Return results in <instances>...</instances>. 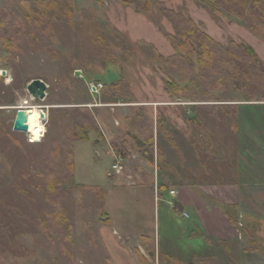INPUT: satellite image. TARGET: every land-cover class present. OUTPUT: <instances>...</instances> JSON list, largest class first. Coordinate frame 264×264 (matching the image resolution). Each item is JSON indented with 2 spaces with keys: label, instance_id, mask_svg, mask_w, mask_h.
<instances>
[{
  "label": "rangeland",
  "instance_id": "1",
  "mask_svg": "<svg viewBox=\"0 0 264 264\" xmlns=\"http://www.w3.org/2000/svg\"><path fill=\"white\" fill-rule=\"evenodd\" d=\"M155 1L201 25L222 55L231 42L246 43L264 66V41L247 28V18L208 10L199 0ZM58 2L56 16L52 10L46 18L31 19L20 5L8 12L7 0H0V264H264V226L248 221L250 227H243L244 231H237L230 240L200 231L197 235L201 236L192 232L187 236L192 220L164 203L157 207V241L160 248L168 247L175 255L166 250L147 262L149 255L141 238H118L117 248L106 244L104 234L108 226L111 228L104 215L106 186L110 179L121 184V176L123 182L140 181L136 173L146 161L134 141L127 139L131 130L127 119L142 116L148 132L158 135L161 148L171 149V159L178 158L181 141L175 146L168 143L166 128H176L167 119L199 120L195 144L203 166L197 175L203 193L208 194L209 183L215 179L209 160L216 156L210 129L239 133L244 118L246 128H257L252 123L264 117V89L251 84L237 88L232 83L217 88L213 81L209 86L201 82L200 88L189 86L190 98L173 102L165 82L176 80L182 87L188 85L178 68L165 63L175 54L160 30L174 34L166 18L154 22L118 0H73L69 17L63 14L69 2ZM6 38L13 39L16 49L4 46ZM154 49L162 60L156 58ZM77 71L81 72L79 77L75 76ZM34 80L47 84L45 100L29 93L28 86ZM172 103L193 105L181 109L168 106ZM29 107H39L44 117L35 139L31 127L28 133L13 130L19 109ZM82 107L92 111L105 140L91 133L89 140L75 141L71 150L75 127L87 115ZM114 141L127 153L125 161L119 162L122 158L112 154ZM55 144L71 150L74 156L75 176L52 195L61 200L69 215L71 238L65 243L72 256L61 250L54 228L48 231L42 223L53 206L36 172L45 170ZM117 163L119 169L115 171ZM248 222L239 216L238 227ZM136 246L144 250L139 254L142 260Z\"/></svg>",
  "mask_w": 264,
  "mask_h": 264
},
{
  "label": "crops",
  "instance_id": "2",
  "mask_svg": "<svg viewBox=\"0 0 264 264\" xmlns=\"http://www.w3.org/2000/svg\"><path fill=\"white\" fill-rule=\"evenodd\" d=\"M192 105L172 103L168 106L187 109ZM167 122L174 124L176 128L173 129L175 131L167 128L174 135L175 144L181 141V148L177 151L178 158L171 159V149L168 146L170 151L161 148L158 135L152 133V153L155 161L153 165L144 162L143 169L139 170L145 175L138 170L136 174L141 182H123L124 176H121V184L118 185V179H110L105 192V212L111 225L104 234L106 244L110 248H117L118 238L131 240L149 237L157 244L156 258L166 250L170 256L175 255V251L168 247L160 248L157 241V207L162 203L173 206V210L176 208L175 212L178 211L182 217L192 220L186 229L187 236L190 235L189 232L197 235V231H200L214 238H234L237 230L230 223L223 206H235L243 221H255L261 227L264 226V117L252 123L258 125L252 130L244 126V118L239 133L228 130L223 133L217 128L210 129V139L216 156L209 160V165L215 179L210 181V192L205 193L206 195L202 191L201 177L197 175H201L203 166L195 144V130L200 126V121L196 118L177 117L169 118ZM168 140L172 146L170 137ZM221 144L224 148L219 147ZM159 152L163 154L160 161ZM112 154L115 155L113 152ZM136 247L144 254L141 246ZM145 258L148 260L147 256Z\"/></svg>",
  "mask_w": 264,
  "mask_h": 264
},
{
  "label": "trees",
  "instance_id": "3",
  "mask_svg": "<svg viewBox=\"0 0 264 264\" xmlns=\"http://www.w3.org/2000/svg\"><path fill=\"white\" fill-rule=\"evenodd\" d=\"M118 1L123 6L131 7L137 13L145 15L154 22H159L164 17L171 23L174 34L166 33L163 28H160L175 51V54L166 59L165 63L169 64L173 69L178 68L183 82L188 85L182 87L176 80L165 82L166 91L170 94L173 102L190 98L192 89L189 86L200 88L201 82L209 86L213 81L217 88H223L227 83H232L237 88L251 84L264 89V66L256 52L248 44L231 42L222 55L216 49L219 45L215 40L202 31L201 25L195 23L193 19L187 17L182 12L165 8L162 3L155 0ZM67 2H69V7L63 9V14L71 17L73 14V0H67ZM198 2L208 10H221L226 16L228 15L237 19L247 18V28L264 41V0H199ZM17 4L26 10L27 16L31 19H36L37 17L46 18L52 10L54 11V16L59 14L58 0H7L5 9L11 12L12 8ZM4 46L8 50L16 49L12 38H6ZM154 53L156 58L163 59L156 49H154ZM80 109L86 112L87 115L85 116V120L78 123L75 127V133L72 134L70 143L71 150L74 148L75 141L89 140L91 133H95L99 140H105L92 111L88 107ZM127 122L131 127L127 139L129 141L133 140L142 158L147 163L153 165L155 161L152 153L154 138L148 132L146 125H144L142 116L139 115L134 119L129 118ZM166 133L170 137L172 146H175V141L167 131V128ZM112 144L115 155L125 159L124 157H127L125 150L116 141ZM146 146L149 149L145 148ZM71 150L68 151L63 145L55 144V148L47 159L45 170L36 172L45 186V192L50 195V202L53 206V209L48 213L47 218L42 220V223L48 231L54 228V233L58 235L62 247L61 250L67 256H72L68 244L65 243L71 238L69 215L61 200L52 197V195L57 192L59 186L68 184L75 176L74 156ZM162 157L163 154L159 152L158 161ZM139 172L145 175L141 170ZM224 210L230 223L237 231H244L243 227L247 229L250 227V223H246L242 228L238 227L239 216L236 214L238 212L235 206L225 207ZM104 215L107 217V225H110L108 215ZM140 240L149 255L148 260L145 261L149 262L157 259L155 241L149 237H141ZM225 248L229 256H231L230 247L226 244ZM135 252L139 259L142 260V257L139 255L141 254L140 250L136 249Z\"/></svg>",
  "mask_w": 264,
  "mask_h": 264
},
{
  "label": "water",
  "instance_id": "4",
  "mask_svg": "<svg viewBox=\"0 0 264 264\" xmlns=\"http://www.w3.org/2000/svg\"><path fill=\"white\" fill-rule=\"evenodd\" d=\"M80 71H77L75 73L76 77L80 76ZM47 89L48 86L47 84L42 81V80H34L32 81L29 86H28V91L29 93L35 98H39L41 100H45L46 96H47ZM43 117V115H42ZM13 130L15 132H21V133H26L29 130L28 127V115L25 109H19V111L17 112V116L16 119L14 121V126H13Z\"/></svg>",
  "mask_w": 264,
  "mask_h": 264
},
{
  "label": "bare ground",
  "instance_id": "5",
  "mask_svg": "<svg viewBox=\"0 0 264 264\" xmlns=\"http://www.w3.org/2000/svg\"><path fill=\"white\" fill-rule=\"evenodd\" d=\"M25 110H26L27 115H28V127H32V125L29 124V121L32 119V112H33V110L36 111L37 116H38V120H37L38 128L41 127L44 117H42L41 111H40L39 107H29L28 109H25Z\"/></svg>",
  "mask_w": 264,
  "mask_h": 264
},
{
  "label": "clouds",
  "instance_id": "6",
  "mask_svg": "<svg viewBox=\"0 0 264 264\" xmlns=\"http://www.w3.org/2000/svg\"><path fill=\"white\" fill-rule=\"evenodd\" d=\"M38 116L35 110L32 112V119L29 121V124L32 125L30 131L34 134L33 139L38 138L39 133L37 132L38 124H37ZM42 131V130H41Z\"/></svg>",
  "mask_w": 264,
  "mask_h": 264
},
{
  "label": "built area",
  "instance_id": "7",
  "mask_svg": "<svg viewBox=\"0 0 264 264\" xmlns=\"http://www.w3.org/2000/svg\"><path fill=\"white\" fill-rule=\"evenodd\" d=\"M94 88V87H93ZM95 89V88H94ZM96 90V89H95ZM121 161H119V162H122L123 160L122 159H120ZM113 169L114 170H118L119 169V163H117V164H115L114 166H113ZM240 227L242 228L243 227V224L242 223H240Z\"/></svg>",
  "mask_w": 264,
  "mask_h": 264
}]
</instances>
